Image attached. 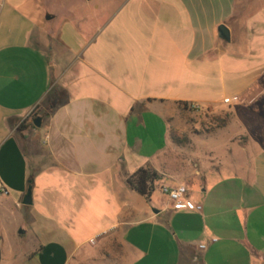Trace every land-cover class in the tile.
I'll return each instance as SVG.
<instances>
[{
	"label": "crops",
	"instance_id": "1",
	"mask_svg": "<svg viewBox=\"0 0 264 264\" xmlns=\"http://www.w3.org/2000/svg\"><path fill=\"white\" fill-rule=\"evenodd\" d=\"M263 96L264 0H0V264H264L248 141L229 140L228 171L200 147L211 167L187 188L202 212L153 195L185 179L161 162L182 103ZM141 168L163 177L149 199L127 182Z\"/></svg>",
	"mask_w": 264,
	"mask_h": 264
},
{
	"label": "rangeland",
	"instance_id": "2",
	"mask_svg": "<svg viewBox=\"0 0 264 264\" xmlns=\"http://www.w3.org/2000/svg\"><path fill=\"white\" fill-rule=\"evenodd\" d=\"M223 122H226L225 127H222ZM169 124L171 144L161 162L170 173L184 175L183 185L186 187L198 179L195 173L200 171L204 164L209 166L212 163L213 159L204 158L201 148L206 149L207 153V150H211L220 155L225 171H228L232 164L230 159H227L228 154L225 151L230 139L238 138L241 145L248 141L250 156L264 154V96L253 105L246 103L237 109L227 108L215 113L204 110L194 113L177 108L169 118ZM174 137L183 144L175 143ZM185 140L187 142H184ZM235 152L239 162H243L246 154L240 150ZM192 192L197 194L196 190ZM153 195L155 200L167 198L158 190ZM24 246L21 244L13 246L14 255Z\"/></svg>",
	"mask_w": 264,
	"mask_h": 264
},
{
	"label": "built area",
	"instance_id": "3",
	"mask_svg": "<svg viewBox=\"0 0 264 264\" xmlns=\"http://www.w3.org/2000/svg\"><path fill=\"white\" fill-rule=\"evenodd\" d=\"M240 102L239 97H233V98H227L224 99L223 103L225 105H233ZM190 109L194 113H199L202 111V109L196 105L191 104ZM160 192L164 194L167 198L169 203L172 206V209L175 211H196V212H202L203 207L201 205L194 204L189 199V190L184 185H162L160 186ZM0 195L2 196H8L9 191L8 189L3 185V183L0 181ZM201 250H205V246L200 247Z\"/></svg>",
	"mask_w": 264,
	"mask_h": 264
},
{
	"label": "trees",
	"instance_id": "4",
	"mask_svg": "<svg viewBox=\"0 0 264 264\" xmlns=\"http://www.w3.org/2000/svg\"><path fill=\"white\" fill-rule=\"evenodd\" d=\"M189 103H182L181 106L184 111L192 112L190 109ZM38 116V111H35L31 115V119L34 120ZM226 126V122H223L222 127ZM27 128L26 122L23 123L20 127V130H25ZM174 142L178 145H182L183 143L180 142L178 138L174 137ZM184 142H187L186 140ZM163 177L157 173L156 171L150 168H141L136 171L133 175L128 177L127 182L128 185L136 191L139 195L149 199L152 193L154 192L155 186L162 181Z\"/></svg>",
	"mask_w": 264,
	"mask_h": 264
},
{
	"label": "water",
	"instance_id": "5",
	"mask_svg": "<svg viewBox=\"0 0 264 264\" xmlns=\"http://www.w3.org/2000/svg\"><path fill=\"white\" fill-rule=\"evenodd\" d=\"M218 36H219V39L223 40V41H230L231 40V35H230V31L229 29L222 25L219 27L218 29ZM41 122H42V119L41 118H36L33 122L34 126L35 127H40L41 126ZM25 206H31L32 205V189L29 188L28 192H27V195L24 199V203H23Z\"/></svg>",
	"mask_w": 264,
	"mask_h": 264
}]
</instances>
